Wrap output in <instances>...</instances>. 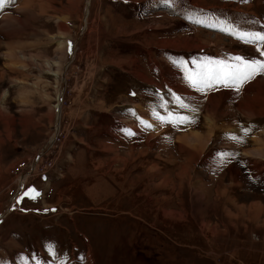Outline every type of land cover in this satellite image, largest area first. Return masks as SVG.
<instances>
[{
	"label": "rangeland",
	"instance_id": "rangeland-1",
	"mask_svg": "<svg viewBox=\"0 0 264 264\" xmlns=\"http://www.w3.org/2000/svg\"><path fill=\"white\" fill-rule=\"evenodd\" d=\"M214 20L261 30L264 0H174L171 7L162 0H10L0 9V264H264V154L254 156L250 170L240 159L242 145L261 147L264 140L242 138L251 135L240 129L250 114L237 109L236 155L224 153L204 169L202 154L220 144L206 142L216 134L214 126L228 134L233 129L231 123H211L225 115L223 98L211 109L204 104L222 92L209 88L197 97L185 72L179 77L170 69L178 63L165 59L173 48L156 44L175 41V50H195L194 44L195 53L200 49L208 53L202 58L213 60L264 59L253 46L205 26ZM145 37L148 43L138 44ZM135 57L144 66L168 68L161 69L162 84L147 81L155 89L145 91L146 100L142 89L135 90L136 105L151 104L138 118L128 109L131 98L124 97V88L134 86L125 71ZM227 89L225 94L234 90ZM161 90L174 104H166ZM173 94L194 104L181 108ZM237 97L240 106L253 102L264 117V76L246 83ZM155 110L193 122L160 121L159 138L150 139L157 131L146 129L150 135L140 143L144 129L137 123L153 118ZM114 115L135 117L134 127L140 126L134 130L129 123V144L112 133ZM174 148L183 155L173 158ZM232 156L240 174L236 184L228 166L219 167ZM189 166L206 171L196 191L183 187L191 186ZM166 180L174 186L156 188ZM29 188L39 195L21 199Z\"/></svg>",
	"mask_w": 264,
	"mask_h": 264
},
{
	"label": "crops",
	"instance_id": "crops-1",
	"mask_svg": "<svg viewBox=\"0 0 264 264\" xmlns=\"http://www.w3.org/2000/svg\"><path fill=\"white\" fill-rule=\"evenodd\" d=\"M155 31L158 32V30H156V29H155ZM145 36H147V35H145ZM157 37L159 38V36H157ZM139 40H141V39H139ZM162 42L163 41H161V40L158 41V42H156V44H158L161 49L162 48H167V46H170L169 48H173V50H174V51L172 50L173 52H170V51L164 52L165 50L162 51V52H164L166 61L167 60H169V61H175V60H179V59H183V60L187 59L189 62H187L186 64L184 62V67L185 68H188V69H192L195 66L194 65V62H196L198 64L202 60V57L204 55L208 54V53H205V51H200V49L198 50L199 52L195 53L196 52V46H194V44L191 45L188 42H186V43L190 44L191 49H195V50H185V49H182V48H178V49L175 50V48H177V47H174L173 45L175 44V46L176 45L178 46V42H175V41H169L168 43H162ZM165 42H167V41H165ZM140 43L141 44H147L148 43L147 42V38L145 37L144 38V41H142V42L139 41L138 44H140ZM180 50H183L185 52L182 53ZM140 52H141V50L138 52V55L140 54ZM149 56L151 57V59H154L155 54H151L150 53ZM125 58H127V57H125ZM124 61H127V59L124 60ZM133 61H136V62L134 64H132L131 67L128 68V70L125 71V73H128V78L130 77L129 76L130 74L133 75L132 78H133L134 86H132L131 88L130 87L124 88V97L131 98L130 99V101H131L130 106L131 107L135 106L138 103V101L135 99V97H136L135 90L142 89V92L139 91V96H141L143 99L146 100V97H145V94H144L145 91L146 92H149V93H151L152 90L154 91V89H152V87H151L152 86L151 84H146L147 81L148 80H152V83L157 82L158 84H162L163 83V79H162V76L160 75L161 69H163L164 72L168 69L167 67H164V65L162 67H156L155 64H152V65H149V66H144L142 62H140V63L138 62L139 61L138 57H135V59H133ZM170 69L173 70V71H176V73H178V76L181 77V74L183 72V70L181 69V67H171ZM157 75H158V77L160 76V80L157 79ZM178 82L181 83V84L182 83H185L184 80L183 79L180 80V78H178ZM140 83H142L141 84L142 86H140ZM130 84H133V83H130ZM127 85L128 84H125L124 83V86H127ZM128 88H129V91L128 92H125ZM212 88H218L220 90V92H222V93H219V95H218L217 98H213V96L210 97L211 95L208 96L209 99H207L206 101H204V104L209 109H211L212 108V105H215V102H213V101L218 100L220 98H223L224 101H225V103L223 104V108H224L225 115L220 120H216L215 118L211 117V123L213 125H215V124H217L216 123L217 121H220L219 122L220 126L225 125L226 122L227 123H231L233 125V129L231 131V134H233L234 132L237 131V134L236 135L234 134L233 136L239 137L238 136V130H237L238 124L234 123L233 121H234V119L237 118L236 117V111H237V109L239 110V112H240V109H241V111L243 109V111L246 112V113H249L250 116H249V114H245V116H249V117L245 121H241L240 122V123H242L241 126H240V129H242L241 132L244 131L245 129H248L249 130L248 131V134H251V135H249V136H242V138L243 137L247 138L248 139V142H249L250 139H255V138L256 139H263L264 140V138H262V137L260 138V136L258 134V133L264 134V120H262L264 117L263 116H257V113H255V112L259 111L260 108L257 109L256 108V105L253 102H251L250 100L248 102H244L243 105L240 106L238 104L237 92L235 90H229L230 91V94H225L228 91V89H227L228 87H224V86H221V85L217 84L216 86H214ZM189 90L196 91V93L199 94L197 97H200L202 92H208V91H210V89H206V90H203V91H197L194 88H192L190 85H189ZM158 93L160 95H162V91H158ZM203 95L201 96V98H203ZM152 99H154V98H152ZM147 102H148V100H147ZM151 102H153V101H151ZM151 102H148V103H151ZM249 105H251L252 108L255 110L254 112H250L247 109ZM143 108L145 110H150L151 104L148 107L147 106H144ZM233 111H235V113H234L235 116L233 115V119H231V115H232V112ZM155 114H156V116L153 115V118H155L156 120H158V122H159L158 124H160V120L157 119L156 117L157 116L161 117L162 114H160V113H155ZM124 118H126V117L119 116L117 118V116H115V115L112 116V129H111V131H113L112 132L113 134H115V132H116L117 133V136H121L120 138H123L124 141H127L126 144H129L128 143V140L126 138V135L128 133L134 132L133 130H131L130 128H128L129 123L131 122V118L132 117L128 121L127 120H124ZM208 118L209 117L206 118V116H205L206 124L208 125V127L210 129L211 126H210V121L208 120ZM118 119H120V121ZM145 120L146 119L141 118V120L139 121V123H137V124H140L141 129H144V135H142V136H138L137 135V139H138V141L140 143H141V138L142 137L144 138V140L147 141V136L150 135V134L146 133V129H152V130L157 131V132H154V133H157V134L151 133L154 136L152 138H150V139L159 138L157 136H158L159 132H162V130L160 129L161 127L159 129L154 128L152 125H150L149 122H148V126H147L146 125L147 122L145 123ZM260 121H262V122H260ZM238 122H239V120H238ZM137 124H134V125H137ZM214 128H215L216 131H218V133H223L222 130H220L219 128H216L215 126H214ZM233 130H235V131H233ZM171 131H173L172 137H176L174 135V134H177L175 132V130H172L171 129ZM216 131L213 132L214 134L216 133L215 134L216 137H215V135L214 136L213 135H210V136H212L211 137L212 139L209 136V137H207L206 142L214 141L216 144H218V143H220V144H218L217 147L213 148L209 152H207L208 149H206V152H204L205 154H202V158L200 159L201 165H203L204 166V169L206 168L207 170H210L213 167V165L218 161L217 159H219L220 157L225 156V155L221 156L220 153H229V155H231V154L232 155H236V150H237L238 145H239L237 141L231 139V134H228L226 132L223 133L224 140H217V138H218L219 135H217V132ZM186 135H188V134H186ZM244 135H245V131H244ZM252 135H254V136H252ZM177 137H179V135H177ZM228 139H231V140L228 141L226 144H223ZM114 143H116V140H115ZM117 144L118 145H121L120 143H117ZM138 146H140V144ZM241 149H242V151L240 152V154H241L240 155V159L243 162H245L246 164H248L249 170H250V166L253 165L254 160H258V158H255L254 156L255 155H259L260 153H263L264 154V146H261V147L257 146V147H254L252 149H247L246 147H244V145H242ZM199 150L202 151L201 149H199ZM115 151H114V153H115ZM175 152L173 154H171V156L173 158H176L177 156H179L178 154L183 155V153H184V151H181V149H178V148L175 149ZM128 153H129V151H128ZM186 156L189 157V156H192V155H188L187 154ZM232 157H235V156H232ZM186 161L189 163L188 158H186ZM242 161H240V162H242ZM176 165H177V163L175 164V166ZM222 165H224L225 167L228 166L227 167V171L229 172V175L231 176L232 183L233 184H236V182L239 181L238 178H239V175H240V174H237L238 172L236 171V170H238V168H236V165H237L236 164V157L234 159H232V160H230V159L220 160L219 167H221ZM146 166L147 165L145 164L144 165V168H146ZM170 167L173 168L174 165L171 163ZM190 169H191V173L188 176V181H190L191 186L189 184H185V185H183V187L186 186V188H189V189H192L193 191H196V187H200L201 183L202 182H205L207 180L206 179V175L204 174V172H206V171L203 168H200V169H197L196 170L194 168L193 169L190 168V166H189V171H190ZM167 182H170L171 183L170 184L171 187L174 186V184L171 181L166 180L163 185H158L156 188H160L161 186L164 187ZM180 182H181V185L180 186H182V181H180ZM192 182H193V184H192ZM155 184H157V183H155ZM167 193H169V192H167ZM232 195H234V191H233ZM172 197L173 196H171L170 198H172ZM204 198H205V196H204ZM236 200H237V197L236 196H233L232 197V201L233 202H236ZM18 206L21 208V206L19 204H18ZM172 210H174V209H172ZM37 214H41V212L40 213H37Z\"/></svg>",
	"mask_w": 264,
	"mask_h": 264
},
{
	"label": "snow or ice",
	"instance_id": "snow-or-ice-1",
	"mask_svg": "<svg viewBox=\"0 0 264 264\" xmlns=\"http://www.w3.org/2000/svg\"><path fill=\"white\" fill-rule=\"evenodd\" d=\"M10 0H0V9H2L6 3ZM162 2L171 7L174 0H162ZM248 2V0H243ZM201 21H197L200 23ZM207 27H218V30L225 32L228 35L234 36L237 40L245 45L253 46L255 52L260 57H264V24L260 25L261 30H242L231 23L223 20H214L211 23L205 24ZM174 64L178 63V66L185 72V79L189 85L195 88L197 91H203L216 86L217 84L232 88L236 92L249 81L256 78V76H264V59H258L251 56L233 55L226 60H213L211 58H202L197 64L194 62V67L188 69L184 67V62L173 61ZM174 99L177 101L178 106L181 108L187 107L183 100L173 94ZM193 111H195L193 109ZM156 116L155 113H153ZM161 122L176 124L179 123H192L193 121L187 116H175L169 113L167 118L156 117ZM245 135L248 134V129H245ZM231 139L240 142V138L232 136ZM221 156L224 153H220ZM39 195L34 188H29L27 191L21 193V199L25 196L35 199ZM19 202V201H18Z\"/></svg>",
	"mask_w": 264,
	"mask_h": 264
},
{
	"label": "bare ground",
	"instance_id": "bare-ground-1",
	"mask_svg": "<svg viewBox=\"0 0 264 264\" xmlns=\"http://www.w3.org/2000/svg\"><path fill=\"white\" fill-rule=\"evenodd\" d=\"M86 13H87V11H86ZM169 78V77H168ZM170 79V78H169ZM165 82L168 84L169 82H168V79L167 78H165ZM156 85V84H155ZM169 85V84H168ZM152 86H153V84H152ZM161 86V85H160ZM162 87V86H161ZM157 88H160V87H156V89ZM154 89H155V86H154ZM162 91V96H163V98H164V100H165V102H166V104H168L169 105V103H172V104H174V101H172L171 99H170V97L169 96H167L166 95V92H165V90H161ZM168 91V90H167ZM188 94V93H187ZM62 97V96H61ZM61 97H60V101L62 100L61 99ZM136 98H138L137 96H136ZM189 98V97H188ZM187 98V99H188ZM183 100V102H186L187 104H194V101L192 102L190 99H188V100H185V99H182ZM190 101V102H189ZM160 102V101H159ZM188 106V105H187ZM58 107V106H57ZM129 110L130 109H132L133 111H135V117H140V115H142V113L143 114H145V110L142 108V105H135L133 108L132 107H129L128 108ZM163 109V108H162ZM127 110V109H126ZM126 110H124V112H123V110H121L123 113H125V114H127V111ZM151 111V110H150ZM164 111H165V109H164ZM160 112V111H159ZM169 112V111H168ZM154 113H158V111L157 110H155V112ZM130 114V113H129ZM133 114V113H132ZM224 114V113H223ZM131 115V114H130ZM150 115V114H149ZM147 116L146 115V117H148L149 119H147V118H145L151 125H153L154 126V128H157V127H159L160 126V124H158L159 122H158V120H155L154 118H152V117H150V116ZM222 115V114H221ZM134 116V115H133ZM153 116V115H152ZM195 116V115H194ZM135 117H134V119H132V121L130 122V123H132V122H134L135 121V123H136V119H135ZM196 120V119H195ZM130 128H132V129H134V130H136L137 128H140V126H136V127H134V123H132L130 126H129ZM161 127V126H160ZM158 129V128H157ZM163 135V134H162ZM181 143H183V141L181 142ZM20 187H22V186H20ZM13 206H15V204L13 205Z\"/></svg>",
	"mask_w": 264,
	"mask_h": 264
},
{
	"label": "water",
	"instance_id": "water-1",
	"mask_svg": "<svg viewBox=\"0 0 264 264\" xmlns=\"http://www.w3.org/2000/svg\"><path fill=\"white\" fill-rule=\"evenodd\" d=\"M86 15V14H85ZM59 102H60V99H59ZM11 211V210H10ZM10 211H8L7 213H9Z\"/></svg>",
	"mask_w": 264,
	"mask_h": 264
}]
</instances>
